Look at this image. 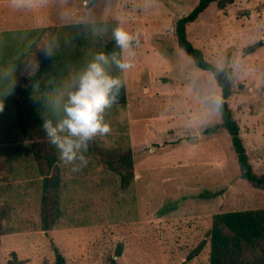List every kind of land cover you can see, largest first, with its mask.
Here are the masks:
<instances>
[{"label":"rangeland","instance_id":"1","mask_svg":"<svg viewBox=\"0 0 264 264\" xmlns=\"http://www.w3.org/2000/svg\"><path fill=\"white\" fill-rule=\"evenodd\" d=\"M198 1L0 0V30L115 20L139 37L133 66L124 72L138 220L0 230V264H57V250L66 264H111L113 258L117 264H209L214 213L264 208V190L241 175L220 110L207 112L210 93L222 98L214 74L176 39L177 19ZM187 31L207 59L233 68L236 92L229 102L251 160L264 172V44L245 53L264 40V0H235L225 8L213 2ZM72 70L65 68L71 77L64 86ZM209 191L220 193L206 197Z\"/></svg>","mask_w":264,"mask_h":264},{"label":"trees","instance_id":"2","mask_svg":"<svg viewBox=\"0 0 264 264\" xmlns=\"http://www.w3.org/2000/svg\"><path fill=\"white\" fill-rule=\"evenodd\" d=\"M234 1L199 0L189 13L177 19L175 34L179 46L195 64L214 74L222 95L219 109L222 125L232 136L241 175L264 190V172L255 168L229 102L236 92L233 68L218 66L207 59L187 31L188 25L213 2L225 8ZM115 23V20H99L0 30L1 231L17 233L138 220L124 73L118 100L105 109L111 131L89 141L88 163L79 170L73 171L70 164L58 159L57 150L41 127L42 117L51 115L48 98L55 96L71 77L65 75V68L73 65L75 74L95 51L111 50L110 30ZM45 43L53 46L51 57L40 49ZM263 44L264 40L259 39L249 44L245 53ZM31 66L35 68L30 69ZM112 71L118 72L115 68ZM219 193L209 191L204 195ZM209 236V264H264V208L214 213ZM204 241L192 250L190 257L202 250ZM56 254L57 264H66L63 253L57 250ZM117 254H121L120 249ZM111 264H117L115 258Z\"/></svg>","mask_w":264,"mask_h":264},{"label":"clouds","instance_id":"3","mask_svg":"<svg viewBox=\"0 0 264 264\" xmlns=\"http://www.w3.org/2000/svg\"><path fill=\"white\" fill-rule=\"evenodd\" d=\"M110 33L113 48L95 51L71 82L48 98L51 115L42 117L41 127L48 142L57 150L58 159L70 164L73 171L88 163L89 141L111 131L105 109L118 100L123 87L122 74L133 66L138 35L118 22ZM40 49L45 56L54 54L53 46L48 43ZM113 68L118 72H113ZM208 99L207 112L221 108L222 98L218 93H210Z\"/></svg>","mask_w":264,"mask_h":264}]
</instances>
